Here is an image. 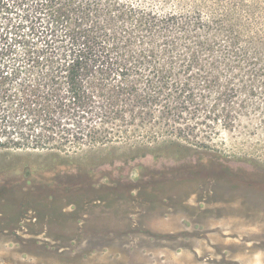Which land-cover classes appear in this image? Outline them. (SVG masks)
I'll return each instance as SVG.
<instances>
[{
	"label": "trees",
	"instance_id": "obj_1",
	"mask_svg": "<svg viewBox=\"0 0 264 264\" xmlns=\"http://www.w3.org/2000/svg\"><path fill=\"white\" fill-rule=\"evenodd\" d=\"M175 1L159 14L132 0H0V152L53 155L36 169L47 185L59 173L94 185L122 155L73 156L107 146L191 157L187 177L216 167L210 128L231 129L228 108L264 89V0Z\"/></svg>",
	"mask_w": 264,
	"mask_h": 264
},
{
	"label": "rangeland",
	"instance_id": "obj_2",
	"mask_svg": "<svg viewBox=\"0 0 264 264\" xmlns=\"http://www.w3.org/2000/svg\"><path fill=\"white\" fill-rule=\"evenodd\" d=\"M132 1L178 11L175 0ZM248 96L240 114L228 108L237 113L231 129L221 118L210 128L219 164L194 177L191 157L174 163L107 146L73 156L122 155L94 185L75 186L67 173L47 185L36 169L53 155L0 152V264H264V89ZM23 165L25 179L11 184Z\"/></svg>",
	"mask_w": 264,
	"mask_h": 264
}]
</instances>
